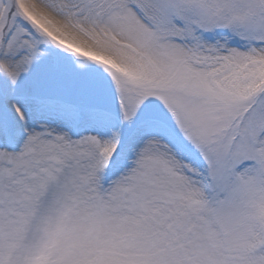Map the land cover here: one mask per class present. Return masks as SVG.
<instances>
[{
    "label": "snow or ice",
    "instance_id": "obj_1",
    "mask_svg": "<svg viewBox=\"0 0 264 264\" xmlns=\"http://www.w3.org/2000/svg\"><path fill=\"white\" fill-rule=\"evenodd\" d=\"M0 264H264V0H0Z\"/></svg>",
    "mask_w": 264,
    "mask_h": 264
}]
</instances>
